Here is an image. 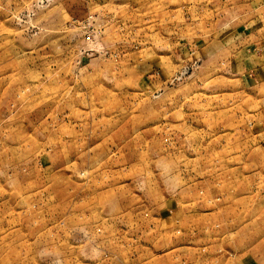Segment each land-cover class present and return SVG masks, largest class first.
Returning a JSON list of instances; mask_svg holds the SVG:
<instances>
[{
    "label": "rangeland",
    "instance_id": "rangeland-1",
    "mask_svg": "<svg viewBox=\"0 0 264 264\" xmlns=\"http://www.w3.org/2000/svg\"><path fill=\"white\" fill-rule=\"evenodd\" d=\"M196 1L0 0V264H264V0Z\"/></svg>",
    "mask_w": 264,
    "mask_h": 264
},
{
    "label": "crops",
    "instance_id": "crops-1",
    "mask_svg": "<svg viewBox=\"0 0 264 264\" xmlns=\"http://www.w3.org/2000/svg\"><path fill=\"white\" fill-rule=\"evenodd\" d=\"M197 3L199 0L196 1ZM194 7L193 5L189 6V9ZM256 30L249 31L246 33V38H251L252 42L250 44V47H252L255 51L254 54H252V57L254 59V65H253V71L259 72L264 69V28H261L258 23H256Z\"/></svg>",
    "mask_w": 264,
    "mask_h": 264
}]
</instances>
